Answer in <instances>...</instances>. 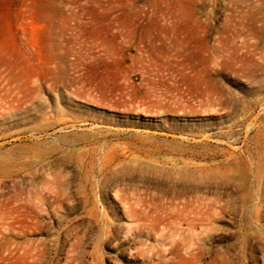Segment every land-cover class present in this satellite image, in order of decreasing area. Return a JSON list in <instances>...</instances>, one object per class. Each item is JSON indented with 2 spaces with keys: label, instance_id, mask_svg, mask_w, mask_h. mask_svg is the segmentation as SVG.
<instances>
[{
  "label": "rangeland",
  "instance_id": "obj_1",
  "mask_svg": "<svg viewBox=\"0 0 264 264\" xmlns=\"http://www.w3.org/2000/svg\"><path fill=\"white\" fill-rule=\"evenodd\" d=\"M0 73V264H264V0H0Z\"/></svg>",
  "mask_w": 264,
  "mask_h": 264
},
{
  "label": "bare ground",
  "instance_id": "obj_2",
  "mask_svg": "<svg viewBox=\"0 0 264 264\" xmlns=\"http://www.w3.org/2000/svg\"><path fill=\"white\" fill-rule=\"evenodd\" d=\"M78 159L80 160L79 161L80 163L78 165L79 166L78 172L79 174H81V180L84 182V189H87L89 186L96 187L97 185L99 188L98 192L100 194V199L103 197L102 192L104 186L107 185L108 182L117 184V182L121 180L117 168L111 167L112 160L108 156H103L99 164L93 163L92 156H88V160L86 156L79 157ZM250 168L251 167H249L248 169ZM249 172L250 175L248 174ZM249 172L247 173L249 175L248 177L247 175H245V178H242V179H248V181L245 180L248 183V184L247 183L244 184L245 188L248 189L249 194L259 195V192L264 190V187H262L263 183H258L259 182L258 177H262V176H257L259 173L254 171V167L251 168ZM261 172L263 173V171ZM242 173L246 174L245 172ZM244 174H242L243 176L241 174H238V176L240 177L241 175L242 177H244ZM122 190H123L122 188L115 189L114 195L121 198V202L123 204L126 215H128L131 218V221L134 222L135 225L138 227L144 225H153L155 221L161 222L166 216L168 217H173V216L175 217L176 215L183 216L185 215L186 212H191L192 214L190 215L191 217L194 216L193 218H195V220L198 219L201 221L204 218L206 205L205 204L201 205L200 202L199 205L195 206V209H191V208L188 209L189 204L187 202H182V203L172 202L173 199H170L169 202H165L161 204L156 201L154 195L152 194H144L134 191L124 192ZM95 213L97 214V212H94L93 210V212L90 215L94 216ZM110 214H112V211H109L108 209L103 207L102 215L99 220L105 225L111 224ZM186 214L187 217L188 213ZM191 219L192 218H188V220Z\"/></svg>",
  "mask_w": 264,
  "mask_h": 264
}]
</instances>
